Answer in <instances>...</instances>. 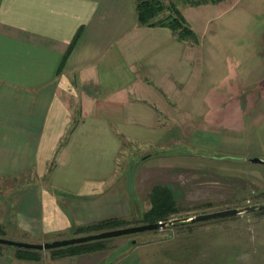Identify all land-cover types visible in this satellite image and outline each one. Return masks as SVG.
Returning <instances> with one entry per match:
<instances>
[{"label":"crops","instance_id":"obj_1","mask_svg":"<svg viewBox=\"0 0 264 264\" xmlns=\"http://www.w3.org/2000/svg\"><path fill=\"white\" fill-rule=\"evenodd\" d=\"M180 11L193 38L139 24L135 0H0V178L50 168L17 198L10 238L43 242L140 217L154 185L176 198L180 164L205 179L230 173L227 186L245 173L264 188V164L248 159L264 158V80L254 84L264 74V0ZM176 137L210 154L148 157L126 176V142L168 147ZM228 221L134 238L123 252L127 239L34 258L0 243V264H237L236 242L222 235L236 231Z\"/></svg>","mask_w":264,"mask_h":264},{"label":"rangeland","instance_id":"obj_2","mask_svg":"<svg viewBox=\"0 0 264 264\" xmlns=\"http://www.w3.org/2000/svg\"><path fill=\"white\" fill-rule=\"evenodd\" d=\"M164 8L160 16H164L173 12V8L180 10V7L186 4H197L206 0H160ZM219 1V0H212ZM195 2V3H193ZM181 12V11H180ZM189 26V24L185 21ZM190 27V26H189ZM257 32H255L256 34ZM187 35L185 39L189 38ZM257 75H264L262 73H257ZM257 78L258 81L254 83L257 86V90L260 88V82H263L262 77ZM260 81V82H259ZM259 82V83H258ZM262 91V90H261ZM181 137L174 138L173 144L168 147H161L154 144H137L132 142H126L127 150L132 151L130 160L128 161V166L126 169V176L130 178L133 174L132 170L139 163H143L148 157L170 155L179 157L178 161L183 162V157L185 155H197L200 154H210L207 149H201L197 146H192L189 149L186 144L183 143ZM164 150V152H162ZM191 152V153H190ZM195 153V154H194ZM130 155V154H129ZM183 156V157H182ZM201 156V155H200ZM234 154H215V157L220 159H231ZM241 157V156H240ZM127 160V159H126ZM134 166V167H133ZM133 167V168H132ZM50 168L45 171L41 170H29L25 173L18 174L17 176L2 177L0 178V236L11 237L15 234L14 231V213L16 208L17 198L22 192H24L30 184H43L48 177V172ZM175 175V185L176 193L175 204L176 210L173 212H167V217H183L188 215H193L200 212L212 211L226 207H239L246 204H251L255 202L264 201V188L256 184L254 181H250V178L242 175L243 179L236 180L235 182H230V186L226 184L228 181L225 177L230 178L233 175L228 176L230 173L223 174L220 177V184L213 183L214 180L210 178H204V176H198L197 173L191 172L192 168H188L186 165H176L172 168ZM237 172V171H235ZM241 173V172H237ZM238 175V174H237ZM240 178V177H239ZM200 182V183H199ZM203 183V184H202ZM229 185V184H228ZM201 186V187H200ZM204 189L202 192L201 189ZM132 190V187L130 186ZM202 196V197H201ZM175 197V196H174ZM201 197V198H200ZM204 197V198H203ZM213 197L214 199H209ZM148 210L141 211L143 214ZM242 215V216H241ZM152 217V216H150ZM149 217V218H150ZM148 217L141 214L140 217L128 218L126 219L125 225L139 224L143 222H148ZM220 220H230L229 224L235 227L236 231H223L222 235L226 239L230 240L232 243L236 242V249H233V254L237 256V264H264V209L245 211L239 214L231 215V217L213 218L204 221H195L197 223L204 222L203 225L208 224L205 222H217ZM190 223L193 222H183V223H173L167 226L159 227L156 229H150L145 231L136 232L133 234L124 235L125 237L116 236L110 237L112 246L117 245L123 239H127L122 250H128L131 246V238H144L148 239V242L163 241L166 238L173 236L176 233H180L189 227ZM186 225V226H185ZM202 225V224H199ZM212 225V224H210ZM194 226V225H191ZM117 227V226H116ZM114 228V227H111ZM109 229V228H104ZM103 230V229H101ZM95 230L82 231L78 234H85L88 232H94ZM99 231V230H97ZM6 233V234H5ZM7 233L10 235L8 236ZM108 241V240H107ZM106 241V242H107ZM106 243L103 244L105 246ZM5 249L10 250L9 254L16 249V246L12 245H2ZM53 252L56 250H52ZM210 257L215 254L214 250H210ZM7 254V251L5 252ZM7 257V256H6ZM6 259V258H5Z\"/></svg>","mask_w":264,"mask_h":264},{"label":"trees","instance_id":"obj_3","mask_svg":"<svg viewBox=\"0 0 264 264\" xmlns=\"http://www.w3.org/2000/svg\"><path fill=\"white\" fill-rule=\"evenodd\" d=\"M195 3V2H193ZM164 8L163 3L160 0H135V12L136 21L143 25H167L172 32L179 39L186 38L190 35L193 38V30L185 23L182 13L179 9L173 8V12L164 16H160ZM164 152V150H162ZM151 206L144 214L148 217V222L157 220H166L171 217H167V212H173L176 210L175 197L171 189L166 185H154L150 192ZM152 216V217H150ZM150 217V218H149ZM125 224L122 218H109L102 220L88 226H81L77 229V232L101 230L104 228L119 227ZM89 233V232H88ZM77 234V233H75ZM110 238L97 239L87 242L75 243L71 245H65L61 247L51 248L50 250H67L69 252H83L95 250L103 247V244ZM21 250L18 253L19 257H36L37 249H29L16 247Z\"/></svg>","mask_w":264,"mask_h":264},{"label":"water","instance_id":"obj_4","mask_svg":"<svg viewBox=\"0 0 264 264\" xmlns=\"http://www.w3.org/2000/svg\"><path fill=\"white\" fill-rule=\"evenodd\" d=\"M252 162H259L264 164V158L259 156H252L248 158ZM264 209L263 202H255L251 204H246L239 207H226L212 211L200 212L193 215L183 216V217H171L166 220H157L152 222H143L133 225L119 226L109 229H103L99 231L89 232L85 234L73 235L70 237L56 238L52 240H47L43 242H34L26 240H18L9 237L0 236V243L6 245H12L22 248L29 249H51L56 247H61L65 245H71L75 243L87 242L97 239L116 237L121 235L133 234L140 231L156 229L159 227L167 226L173 223H183V222H195V221H204L213 218L231 216L245 211L259 210ZM130 243H134L135 239L130 238Z\"/></svg>","mask_w":264,"mask_h":264}]
</instances>
